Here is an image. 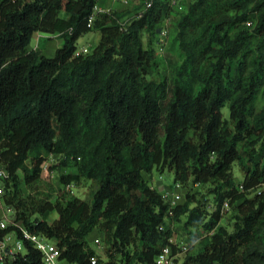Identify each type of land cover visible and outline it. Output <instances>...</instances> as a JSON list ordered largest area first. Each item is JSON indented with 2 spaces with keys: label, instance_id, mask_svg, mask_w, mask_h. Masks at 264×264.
Masks as SVG:
<instances>
[{
  "label": "trees",
  "instance_id": "obj_1",
  "mask_svg": "<svg viewBox=\"0 0 264 264\" xmlns=\"http://www.w3.org/2000/svg\"><path fill=\"white\" fill-rule=\"evenodd\" d=\"M137 1L145 9L123 21L124 12H98L99 0H0L6 204L72 264H156L164 247L181 251L169 221L185 215L187 230L207 234L180 264H264V0H193L178 14L171 0ZM172 16L179 53L157 81L154 44ZM92 32L101 36L96 48L76 57L79 39ZM36 33L63 40L54 57L30 50ZM52 157L59 162L45 171ZM234 164L243 173L239 186ZM53 170L59 188L44 178ZM154 170L173 173L184 195L209 186L211 215L192 208L189 196L170 209L144 178ZM82 181L95 186L89 202L66 190ZM238 202L229 230L221 225L224 204ZM92 234L104 243L105 260L91 247ZM27 249L8 264H43L39 251Z\"/></svg>",
  "mask_w": 264,
  "mask_h": 264
},
{
  "label": "rangeland",
  "instance_id": "obj_2",
  "mask_svg": "<svg viewBox=\"0 0 264 264\" xmlns=\"http://www.w3.org/2000/svg\"><path fill=\"white\" fill-rule=\"evenodd\" d=\"M111 2V0H108ZM120 2V1H119ZM171 2H175V5L172 4V8L174 9L175 14H178V12H187L190 4L193 2V0H171ZM121 3V2H120ZM116 4V3H115ZM123 6V12L126 14V19L125 21L129 20L130 18H133L136 16V14L142 10L145 9L143 4L137 0H129L128 3L121 4ZM179 8H183L180 10ZM170 23L164 22L165 25L161 26L162 27V34L159 35V37L156 39V44L155 48L157 49L158 52V61H159V73L155 76L152 77V79L159 81L162 79L164 76L167 75V61L168 59H171L176 55V53H179L178 47L175 45V37L177 34V25H176V19L175 17H172ZM166 33V35H164ZM50 36L53 35H48L44 33H36L34 37L31 40V43L29 45L30 50H37L39 47V38H49ZM100 33L99 32H92L89 34L84 35L82 38L79 39L77 43L78 50H83L84 48L88 49L89 52H93L94 49L96 48L97 44L100 41ZM47 40L42 39L41 49L39 48L38 50L43 53V55L47 57H54L55 51L60 48L63 45V40H54L50 41L47 44ZM145 42L146 44L149 42V37H145ZM45 46V49L43 48ZM178 61H181V58L178 57ZM224 116L226 118L229 117V109L228 107L224 108L223 110ZM60 157H54L53 161L48 162L49 167L52 165H56L59 162ZM50 169H48L49 171ZM68 171V170H66ZM233 173L234 176L236 177L237 180V185H241V181L243 179V173L241 168L239 167L238 164H234L233 166ZM50 176V180L54 184L56 188H59L60 186V172L58 170H53L52 173L50 172H45L44 173V178ZM151 184L153 187L157 188L160 190L163 195L169 194L172 189H174L175 184H174V175L173 173L166 171L164 174H160L158 171L154 170L152 173V181ZM94 184L90 181H82L80 184L75 185V188L73 192H69V196H75L78 197L82 200H85L89 202L91 200V191L94 189ZM22 190L24 194H27V188L25 185H22ZM209 186H202V187H196V188H189L187 187L186 193L184 195V198L181 200L180 205H183L187 201V197L189 196L190 199L192 200V205L191 207L197 206V204H200L204 206V211L207 214L206 216H210L211 212L213 211L214 208V200L213 196L209 195ZM239 204L236 203L234 204L233 207H230L228 209V212L226 213L223 221L221 222L222 226H226L229 228V230H232L233 224L235 222V216H236V207ZM56 218V213L51 214L49 217V222H52ZM209 219V217H208ZM207 219V220H208ZM187 221V216L181 217V220L178 221H169L170 226L173 230V241L175 244H178L180 246V250L184 247L186 250L183 251V254H180L178 256V264H180L184 258H185V253L188 251L192 250L194 253H196L200 249V242L201 240L205 237L207 234V231L203 229V227L200 226H194L191 227L190 230H187L184 227L185 222ZM194 236L195 239H192ZM96 236L92 234L90 236V244L93 249L97 252L98 256H100L103 260H105V246L104 243L102 242L101 245H97L93 242L94 238ZM194 240V241H193Z\"/></svg>",
  "mask_w": 264,
  "mask_h": 264
},
{
  "label": "built area",
  "instance_id": "obj_3",
  "mask_svg": "<svg viewBox=\"0 0 264 264\" xmlns=\"http://www.w3.org/2000/svg\"><path fill=\"white\" fill-rule=\"evenodd\" d=\"M121 3H128L129 0H118ZM175 5V2L172 3ZM151 7V2L146 4V9ZM182 10L183 8H179ZM98 12H103L99 11ZM174 17V16H172ZM168 18L165 22L170 23L171 18ZM163 33V32H162ZM166 35V33H164ZM89 50L84 48L83 50H77L75 53L76 57L81 55L89 54ZM54 157H52L53 161ZM48 162L44 166V170H48ZM9 174L7 170L0 166V231L4 234L0 237V264H8L13 262L19 257H23L27 254V246H31L40 252L43 260V264H72L67 262L65 259H62V251L59 249L57 244L48 239L46 236L41 234H36L29 231L20 221L16 220L14 208L8 206L5 201V181L8 178ZM199 187V186H198ZM75 188L74 184H69L66 187L68 192H73ZM242 188V187H240ZM184 190L182 184L175 183V187L172 192L164 195L165 201L170 205V209L177 207L184 196ZM226 210L229 209L228 203L224 204ZM172 216L173 213L170 212ZM213 234V233H211ZM171 242L175 244L172 240ZM94 243L101 245L102 241L100 238L95 239ZM176 247L180 250V246L175 244ZM186 249L183 247L181 251H178L174 254L170 246H166L162 249V252L156 257V264H176L180 254H183V251ZM92 264H96V259L92 261Z\"/></svg>",
  "mask_w": 264,
  "mask_h": 264
},
{
  "label": "crops",
  "instance_id": "obj_4",
  "mask_svg": "<svg viewBox=\"0 0 264 264\" xmlns=\"http://www.w3.org/2000/svg\"><path fill=\"white\" fill-rule=\"evenodd\" d=\"M116 3V4H115ZM122 3H120L118 0H111V2H109L108 0H99V2H98V10L99 11H109V10H112V11H117V12H123V6L121 5ZM126 18V17H125ZM126 19H124L123 18V21H125ZM163 25H165L164 23L162 24V26ZM40 39V44H39V47H38V49L40 48L41 49V47L43 46V45H41V43H42V39H44V40H47L48 42H47V44L50 42V41H54L55 39L56 40H62L60 37H59V35H53V36H50L49 38H45V37H41V38H39ZM64 43V42H63ZM62 47V46H61ZM44 49H45V46L43 47ZM37 49V50H38ZM59 49V48H58ZM57 51V50H56ZM56 51H55V53H56ZM47 57V56H46ZM49 58H52V57H49ZM144 178H145V180H147V181H149V184H150V186H152L153 187V185L151 184V181H152V174L151 175H145L144 174ZM175 184V183H174ZM153 188H155V187H153ZM156 190H158L157 188H155ZM161 194H163L160 190H158ZM173 191V189L170 191V192H172ZM88 240L90 241V238H88ZM172 241H173V239H172ZM174 242V241H173Z\"/></svg>",
  "mask_w": 264,
  "mask_h": 264
},
{
  "label": "clouds",
  "instance_id": "obj_5",
  "mask_svg": "<svg viewBox=\"0 0 264 264\" xmlns=\"http://www.w3.org/2000/svg\"><path fill=\"white\" fill-rule=\"evenodd\" d=\"M161 33H160V35L162 34V29H161V31H160Z\"/></svg>",
  "mask_w": 264,
  "mask_h": 264
}]
</instances>
